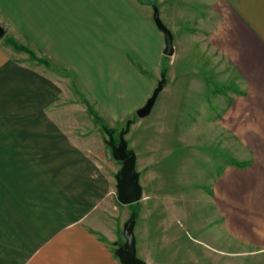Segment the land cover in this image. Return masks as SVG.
Instances as JSON below:
<instances>
[{"label":"crops","instance_id":"1","mask_svg":"<svg viewBox=\"0 0 264 264\" xmlns=\"http://www.w3.org/2000/svg\"><path fill=\"white\" fill-rule=\"evenodd\" d=\"M154 5L174 46L230 70L215 123L249 158L225 161L210 197L231 235L264 246V0H0V264H122L113 210L128 205L99 119L119 132L171 57Z\"/></svg>","mask_w":264,"mask_h":264},{"label":"rangeland","instance_id":"2","mask_svg":"<svg viewBox=\"0 0 264 264\" xmlns=\"http://www.w3.org/2000/svg\"><path fill=\"white\" fill-rule=\"evenodd\" d=\"M189 42L175 43V54L155 70L153 91L165 71L164 90L151 114L131 124L125 135L137 155L143 198L113 212H118L121 228L138 212L137 255L149 264H264V246L231 235L210 197L224 162L249 158L215 123L235 90L233 78L219 55L194 49ZM133 118L114 134L116 143Z\"/></svg>","mask_w":264,"mask_h":264},{"label":"water","instance_id":"3","mask_svg":"<svg viewBox=\"0 0 264 264\" xmlns=\"http://www.w3.org/2000/svg\"><path fill=\"white\" fill-rule=\"evenodd\" d=\"M153 20L158 29L161 30L164 35V54L167 56H173L175 54L174 34L162 21L157 5H154ZM5 33L6 30L4 26L0 25V39L4 37ZM166 82L167 79L164 72L152 95L148 98L146 103L137 110L136 116L133 120L142 119L150 115ZM129 125L130 123L128 122L127 126ZM119 135V143H116V140L113 137L110 138L113 158L121 163V167L116 176L117 199L121 204L129 205L136 203L143 198L144 189L140 181V173L137 170L136 152L129 148L125 135L123 133H120ZM138 215V212H133L125 222L122 231L124 242L119 244L115 250V254L118 256L122 264H148L146 260L137 255L135 225Z\"/></svg>","mask_w":264,"mask_h":264},{"label":"trees","instance_id":"4","mask_svg":"<svg viewBox=\"0 0 264 264\" xmlns=\"http://www.w3.org/2000/svg\"><path fill=\"white\" fill-rule=\"evenodd\" d=\"M165 72V71H164ZM163 72V73H164ZM138 119H136V120H129L128 122L130 123V125L129 126H125V128L124 129H122L121 130V132L120 133H123L124 135H126L129 131H130V126H131V124H133L134 122H136ZM99 123H100V125L102 126V128L104 129V131L107 133V134H109V136H110V138L111 137H113V133H114V131H112L107 125H106V123L102 120V119H99ZM108 145H110V140H108ZM111 147V146H110ZM112 149V148H111ZM140 173V172H139Z\"/></svg>","mask_w":264,"mask_h":264}]
</instances>
